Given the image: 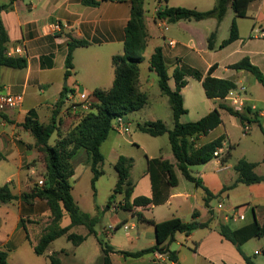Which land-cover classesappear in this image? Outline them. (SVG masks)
<instances>
[{
    "label": "crops",
    "instance_id": "0c3cea01",
    "mask_svg": "<svg viewBox=\"0 0 264 264\" xmlns=\"http://www.w3.org/2000/svg\"><path fill=\"white\" fill-rule=\"evenodd\" d=\"M11 1L8 9L0 11V20L8 37L5 49L20 46L23 52L16 57L25 58L27 67L14 69L2 66L0 69V91L24 96L23 105L19 109L0 113V187L8 184L14 195L21 196L31 192L40 180H45L46 173L35 139L22 123L31 111H34L33 116L40 122L49 123L65 87L69 91L90 94L94 104L97 103L95 90H109L112 87L115 78L112 58L124 53L125 29L131 17L132 0H98L97 6H86L80 0H0V6ZM153 1V6L146 4L145 23L148 44L152 42L154 45L148 55L147 44L143 55L146 61L156 47H161L171 79L176 68L186 74L188 83L182 89V95L187 113L182 116L191 115L195 117L193 121H198L218 107L220 102H224L240 113L249 110L246 113L249 120L242 122L240 118L221 109L222 124L199 139V143L203 144L225 136L218 156L206 164L191 167L192 175L200 182L199 186L187 180L176 169L178 183L169 188L168 199L162 204L124 210L121 207L124 203L122 194V200L111 209L115 212L121 210L125 215L115 225H110L106 233H113L120 227L128 230L129 226L125 222L129 218L138 219V225H131L138 231L136 241L130 236L129 243H117L113 240L112 245L108 244L113 248L109 255L110 264H247L237 246L222 236L220 225L226 224L237 229L254 220L261 226L264 224V87L251 73L235 70L230 66L248 57L264 74V0H252L246 17H236L229 5L221 22L212 17L201 21L180 20L171 24L156 19L158 8L181 6L208 11L214 8L216 0ZM234 19L239 38L226 47L219 48L229 37ZM213 32H216L215 49L210 50L208 38ZM72 39L89 44L74 50L73 68L66 78L68 44ZM170 42L174 44L171 45ZM212 66H215L213 77L231 80L237 85V89L223 101L208 99L203 90L199 94L198 103L193 105V90L189 88L191 80L197 81L202 89V80ZM145 69L146 77L144 78L143 72L140 75L142 86L151 80L149 60ZM195 73H199L201 78H196ZM144 92L146 93L145 89ZM42 117L47 122H43ZM127 119L130 121L128 116ZM245 124L249 125L248 130L244 129ZM144 152L145 167L137 179L132 177L135 162L131 169L130 178L134 187L130 202L140 196H153L151 176L147 171L149 159L162 158L176 163L170 142L166 151L160 147L157 153L150 154L147 150ZM83 153L88 162L86 151L83 150ZM119 156L121 155L117 159ZM73 158L71 163L76 173ZM240 160L256 164L254 171L263 181L236 184L239 175L235 166ZM72 195L82 211L95 216L93 214L98 211L97 206L93 205L90 210L84 209L75 196L73 186ZM235 212L243 215L244 219L230 220L229 217ZM138 214L156 223L180 218L184 222L209 223V226L198 228L189 234L177 233L172 241L165 243L169 251L175 254L176 261H172L170 257L158 259L156 252L136 258L128 257L122 252H137L156 245L154 226L140 220ZM21 219H25V226H22ZM51 221V212L44 199L34 198L30 202L15 200L0 205V248L7 252L10 264H15L11 261L12 254L13 258L18 259L17 263L21 264L26 259L24 252L30 245L34 252V246ZM70 223L69 216L65 214L60 225L65 227ZM122 225L127 226V229ZM232 225L238 226L233 228ZM82 227L86 230L79 231L78 234L88 235L85 226H75L71 231L76 233ZM90 237L96 238L97 234L88 235L79 246L74 245L77 250ZM142 239L146 247L138 244L137 241ZM245 244L241 247L242 252L254 262L244 248ZM54 252L60 253V257L66 255L63 250H53L46 253V256ZM101 254L99 260L102 264V246ZM254 254L260 255L257 251Z\"/></svg>",
    "mask_w": 264,
    "mask_h": 264
},
{
    "label": "trees",
    "instance_id": "16d2710c",
    "mask_svg": "<svg viewBox=\"0 0 264 264\" xmlns=\"http://www.w3.org/2000/svg\"><path fill=\"white\" fill-rule=\"evenodd\" d=\"M86 6L99 5L98 0H80ZM252 0H216L213 9L208 11H198L186 7H168L158 8L156 10V19L165 20L168 23H177L180 20L201 21L209 18H216L221 22L226 14L229 5L233 8L236 17H246L247 10ZM12 1L0 6V11L8 9ZM143 0H132V11L130 20L125 29L124 53L112 58L115 78L113 85L109 90L97 89L94 96L97 103L93 104L89 110L69 132L62 134L61 127L67 119L60 116L64 105V98L69 90L67 87L60 94V99L53 109L52 117L49 123L40 122L34 115V111L22 123V126L29 131L35 139V146L41 153V158L46 167L45 180L43 185L36 184L29 193H23L21 196L14 195L8 184L0 187V205L15 200L30 202L34 198L46 200L52 221L44 230L39 242L34 246L36 255H44L50 244L56 239L65 236L73 245L79 246L88 237L95 235V226L99 222L97 216H91L80 209L72 195V185L70 178L74 175V167L71 163L76 153L83 149L88 155L93 177L91 179L92 188L103 174L101 165L104 161V155L101 152L102 144L107 140L110 132L113 130V120L117 116H128L132 112L143 109L148 104V95L139 87L141 75V64L145 61L144 52L148 44V33L145 23V11ZM216 32H213L208 38V47L215 49L214 40ZM239 38L238 26L236 20L232 21L230 35L225 39L219 48H224ZM8 41L6 31L0 20V69L2 66L24 69L27 67V60L22 57H9L5 54V44ZM86 41L72 39L68 44V55L66 66L68 70L65 73L67 78L73 68V52L76 48L87 46ZM215 66L209 69L208 74L202 80V87L208 99L223 101L234 90L237 85L227 79H219L212 76ZM230 68L235 70H244L251 73L264 87V74L254 65L248 57L233 64ZM149 69L158 77V86L163 95L168 97V101L173 115V128L169 129L162 120L146 121L138 125V129L152 137L168 135L171 150L176 163L162 158L148 160V173L151 176L153 196L152 198L140 196L130 202L133 192V183L131 181V169L134 165L133 158L119 156L115 163V169L118 173V180L113 190L111 198L116 194H124V203L121 204L124 210H133L136 207H146L149 205H159L168 199L170 187L176 186L178 178L176 169L184 177L200 185L191 172V167L203 165L214 158V153L223 147L225 136H220L212 141L200 144L199 139L208 135L211 131L222 124L221 109L229 114L240 118L242 122L249 120L246 113H240L233 107L220 102L218 107L214 108L206 116L198 121L181 123L180 118L187 113L184 107V97L182 89L186 87V74L176 68L173 72L175 89L169 85L171 79L168 67L165 63L162 48L156 47L149 58ZM196 78H201L199 73H195ZM71 91V90H70ZM67 117V116H66ZM74 118V116H68ZM264 132V130H263ZM57 134V141L51 145V137ZM256 164L240 160L235 170L239 177L236 182L244 184H253L263 181L255 173ZM109 209V206L107 207ZM67 214L71 223L68 226L60 225L63 217ZM196 217V214L193 216ZM138 218L153 225L156 234V245L137 252H122L128 257H141L146 254L159 252L168 253L172 261H176V256L169 251L165 243L172 241L177 233L189 234L192 231L209 226V223H199L197 221L184 222L180 218H173L163 222L156 223L153 220L145 219L142 214ZM25 219H21L22 226ZM25 226V225H24ZM75 226H85L88 229V235H82L72 232ZM120 227V225H118ZM220 232L227 240L234 243L241 254L244 256L247 264H254L250 257L242 252V245L255 237H264V224L261 226L257 220L251 224L232 229L226 224L220 225ZM102 264H110V253L113 248L108 244H103ZM50 264H63L60 253L54 252L48 256ZM0 264H10L7 252L0 248Z\"/></svg>",
    "mask_w": 264,
    "mask_h": 264
},
{
    "label": "rangeland",
    "instance_id": "374dc122",
    "mask_svg": "<svg viewBox=\"0 0 264 264\" xmlns=\"http://www.w3.org/2000/svg\"><path fill=\"white\" fill-rule=\"evenodd\" d=\"M208 1L209 0H203V2ZM153 2V0H143L144 11L147 7L146 4L149 3L153 6ZM151 5L150 7H152ZM148 45L149 47L147 54L149 55L154 44L151 42ZM146 59L149 60V57ZM148 60L143 62L140 66L141 73L143 72L144 78L147 74V70L145 68L147 66ZM150 77L151 80L149 79L148 84H145V86L144 84L143 86L141 85L139 79V87H141L142 91L145 89L146 94L148 95V104L143 109L132 112L128 115V118L131 122L129 131L123 135L119 134L115 129H113L110 132L107 140L102 144L101 152L104 155V161L101 165V169L103 170V174L96 181L94 189L91 185L93 173L91 171L90 163L89 161L87 162L83 150L77 152L73 158L76 167V173L73 175V177H71L70 183L73 187H75V196L79 199L84 209L90 210L92 209L93 205L97 206L98 211L94 212L93 215L99 218V222L95 226L97 237L88 238V240L78 250L71 242H68L65 237H61L60 239L56 240L55 243H53L46 253L53 250H63L64 253H66V255L61 256L63 264H101L99 260L100 256L102 255L100 241L103 244L110 245H112L113 240L117 241V243H129L130 236L134 241H136L135 236L138 229L132 228L131 225L139 224L137 218H129V220L125 222L129 226L128 230H123L120 227L110 234H107L106 231L109 230L110 225H115L117 220L125 215V213L121 210L115 212L111 209L117 202L122 200L123 197L122 194H116L113 199L111 198L118 180V173L115 169L117 156L123 155L133 158L135 167L133 169L132 177L137 179L145 167V150L152 154L157 153L160 147L164 148L165 151L169 148L167 135L161 137H152L138 129L139 124H143L145 121L149 120H162L169 129L173 128V116L168 97L162 94L158 86L157 75L152 72ZM169 85L172 90L175 89L174 79H170ZM189 88H192L193 90L194 96H192V99H194V105V103H198L199 94L200 92L203 93V88L201 89L200 85H198L197 81L195 80H191V85ZM194 91H196V94H194ZM188 101L190 103L191 96H189ZM88 112L89 110H84L82 106L76 110H72L68 105H63L60 116L62 119L67 120L64 123L65 125L60 128L62 134H65L74 128L79 120ZM68 116H74V118H68ZM193 119H195V117L191 115L182 116L180 122H193ZM42 121L47 122V120L43 119V117ZM58 138L60 137H58L57 134H54L50 139V144H54ZM108 206L110 207V211H108L109 209L106 210ZM237 226L238 225H232L233 228H236ZM85 230L86 229L84 227L78 228L76 233ZM137 242L139 245L146 247L143 239ZM30 246L24 252L26 259L25 261L21 262V264H50L46 253L44 255H36L32 249H30ZM244 248L251 255L256 264H264V237H255L251 239L250 241L246 242ZM254 251H257V253L260 255H255ZM13 257L14 254H12L11 261L15 264H18V259Z\"/></svg>",
    "mask_w": 264,
    "mask_h": 264
},
{
    "label": "built area",
    "instance_id": "2783aa9c",
    "mask_svg": "<svg viewBox=\"0 0 264 264\" xmlns=\"http://www.w3.org/2000/svg\"><path fill=\"white\" fill-rule=\"evenodd\" d=\"M56 28H59V25H56ZM171 45H173V42H170ZM23 52V49L20 46H17L14 49L6 50L5 54L9 57H16L17 55H21ZM24 102V96L22 94H12L7 92H1L0 91V113L7 112L9 110H15L19 109ZM68 105L70 109L76 110L79 107H83L84 110H91L94 102L92 101V98L90 94L86 92L81 91H74L71 90L68 92L67 96L64 98V105ZM130 121L127 119L126 116H117L114 118L112 126L113 129H115L117 132L121 134H126L130 129ZM244 129L248 130L249 125L245 124ZM219 155V150H217L214 153V157ZM38 184L41 186L44 184V180H40ZM220 206V205H219ZM232 221H238L243 220L244 216L235 212L234 215L229 217ZM125 229H127V226L122 225ZM112 230H114V227H111ZM156 256L158 259H166L169 257L168 253H159L156 252Z\"/></svg>",
    "mask_w": 264,
    "mask_h": 264
}]
</instances>
